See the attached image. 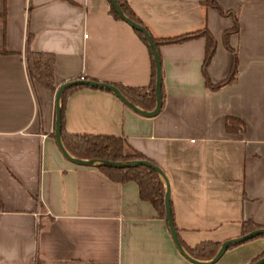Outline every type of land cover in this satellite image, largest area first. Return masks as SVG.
I'll return each mask as SVG.
<instances>
[{"label":"crops","instance_id":"0c3cea01","mask_svg":"<svg viewBox=\"0 0 264 264\" xmlns=\"http://www.w3.org/2000/svg\"><path fill=\"white\" fill-rule=\"evenodd\" d=\"M218 1L227 13L205 0L127 3L154 36L208 28L217 42L210 78L225 80L236 53L232 81L206 84L207 39L198 36L158 46L157 114L85 84L67 92L64 109L67 131L125 136L163 168L180 241L206 261L187 247L222 245L246 221L264 228V0ZM28 47L55 54L57 89L83 77L150 90L153 79L149 44L110 0H0V264H199L137 181L63 153L57 90L30 77ZM262 252L260 234L210 264H252Z\"/></svg>","mask_w":264,"mask_h":264},{"label":"trees","instance_id":"16d2710c","mask_svg":"<svg viewBox=\"0 0 264 264\" xmlns=\"http://www.w3.org/2000/svg\"><path fill=\"white\" fill-rule=\"evenodd\" d=\"M122 6V9L126 15H128L133 20L143 24L142 20L138 18L132 11L127 3V0H117ZM205 4L217 7L221 13H227L218 0H205ZM112 12L119 18L121 15L116 11L115 7L112 5ZM4 18L5 12L1 14ZM237 28V26H236ZM138 33L144 38V40L149 44L152 58H153V79L151 89L147 90L145 88H132L128 86L118 85L120 90L125 94V96L135 103L143 105L147 109H154L157 103V92H156V81H157V65L156 59L152 52V48L144 33L137 30ZM230 31L225 33L226 39ZM198 36H205L207 39L206 56L203 64V73L206 80V84L210 87H218L223 82L232 81L238 70V55L234 53V59L232 64V70L230 75L223 80L215 84L212 82L210 75L208 73V65L215 53L217 42L213 34L208 28L204 27L192 32L173 35V36H154V40L157 47L160 44L181 42L189 38H194ZM227 41V40H226ZM228 47H232L227 43ZM55 54L52 52L33 50L28 47L26 51V64L30 77L41 82L47 88L56 91L57 86L55 84L54 75V64H55ZM80 86L73 85L64 89L61 96V108H62V140L68 151L75 157L82 159H100V160H110V161H120L129 162L136 159H150L148 156L142 152L133 148L129 140L125 136H120L111 133H89V132H69L65 128L64 120V109H65V97L69 90ZM162 94L164 96V84H162ZM231 120V118H230ZM154 162V161H153ZM156 163V162H155ZM158 164V163H156ZM159 165V164H158ZM99 166L105 170L113 179L118 181L135 180L139 184L140 195L143 199L150 200L159 213L167 217L165 208V194L167 191V183L165 177L157 171L155 168L145 165H109L105 163H100ZM172 206V205H171ZM175 223V222H174ZM176 226V225H175ZM262 226L251 221H246L244 223L243 233L246 234L254 229L261 228ZM264 235V233L262 234ZM221 244L215 241H203L197 244L195 247H187L190 253L201 259H212L218 252ZM264 256V252L258 256L254 262ZM253 262V263H254ZM252 263V264H253Z\"/></svg>","mask_w":264,"mask_h":264},{"label":"water","instance_id":"95a60500","mask_svg":"<svg viewBox=\"0 0 264 264\" xmlns=\"http://www.w3.org/2000/svg\"><path fill=\"white\" fill-rule=\"evenodd\" d=\"M111 4L115 7L116 11L121 15V17L127 21L130 25H132L134 28H136L137 30H140L141 32L144 33L145 37L147 38L148 42L151 45L152 48V52L155 56L156 59V65H157V81H156V92H157V104L156 107L153 110H144L141 108H138V110L144 114H148V115H155L157 114L160 109L162 108V104H163V94H162V84H163V73H162V60H161V56H160V52L158 50L157 44L154 40V37L152 35V33L150 32V30L142 23L137 22L135 20H133L132 18H130L128 15H126L122 9V6L118 3L117 0H110ZM81 84H85V85H91V86H95V87H104V88H108L113 90L117 96H119L124 102H126L127 104L131 105L130 100L125 96V94L120 90V88L118 86H116L115 84L109 83V82H105V81H99V80H94V79H88V78H81V79H72V80H67L65 82H63L57 89L56 91V114H57V119H56V128H55V135H56V139L57 142L61 148V150L63 151V153L70 158L71 160L81 163V164H92L94 162H99V163H105V164H109V165H127V166H131V165H138V164H145L148 166H151L153 168H155L157 171H159L166 179V183H167V191L165 194V208H166V214H167V220L170 226V230H171V234L178 246V248L180 249V251L185 254L187 257H189L191 260L199 263V264H210L213 263L215 261H217L222 255L223 253L227 250V248L234 244V243H238V242H242L245 240H248L250 238H253L257 235L263 234L264 233V228H257L254 229L246 234H243L241 236H237L234 238H229L227 239L225 242L222 243L221 247L219 248L218 252L216 253V255L210 259V260H198L196 258H193L188 252H186V250L184 249L179 235H178V231L177 228L175 226L174 223V218H173V212H172V206H171V198H170V189H169V182L168 179L166 177V173L164 172L163 168L156 164L155 162L148 160V159H136L133 161H129V162H120V161H110V160H100V159H82V158H78L73 156L68 149L65 147L64 142L62 140V108H61V96L62 93L64 91V89H66L69 86H73V85H81ZM253 264H264V256L258 258Z\"/></svg>","mask_w":264,"mask_h":264},{"label":"built area","instance_id":"2783aa9c","mask_svg":"<svg viewBox=\"0 0 264 264\" xmlns=\"http://www.w3.org/2000/svg\"><path fill=\"white\" fill-rule=\"evenodd\" d=\"M87 35V34H86ZM83 78V77H82Z\"/></svg>","mask_w":264,"mask_h":264}]
</instances>
